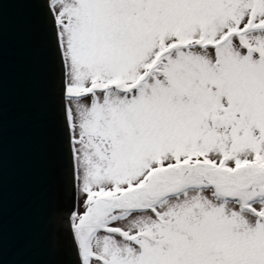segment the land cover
<instances>
[{"label": "snow or ice", "instance_id": "snow-or-ice-1", "mask_svg": "<svg viewBox=\"0 0 264 264\" xmlns=\"http://www.w3.org/2000/svg\"><path fill=\"white\" fill-rule=\"evenodd\" d=\"M69 264H264V0H37Z\"/></svg>", "mask_w": 264, "mask_h": 264}, {"label": "water", "instance_id": "water-1", "mask_svg": "<svg viewBox=\"0 0 264 264\" xmlns=\"http://www.w3.org/2000/svg\"><path fill=\"white\" fill-rule=\"evenodd\" d=\"M55 65L37 0H0V264H69Z\"/></svg>", "mask_w": 264, "mask_h": 264}]
</instances>
